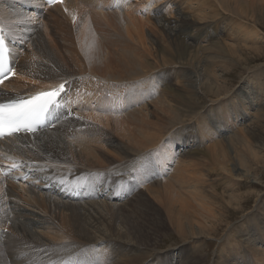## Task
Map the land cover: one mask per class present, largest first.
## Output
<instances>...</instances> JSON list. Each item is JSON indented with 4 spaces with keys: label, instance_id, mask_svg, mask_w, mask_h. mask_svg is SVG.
Segmentation results:
<instances>
[{
    "label": "rangeland",
    "instance_id": "obj_1",
    "mask_svg": "<svg viewBox=\"0 0 264 264\" xmlns=\"http://www.w3.org/2000/svg\"><path fill=\"white\" fill-rule=\"evenodd\" d=\"M7 1L15 4L20 11L25 13L22 15L23 23L22 25H18V27L26 38L20 39L17 36L18 28L14 25L6 26L14 32L18 41L21 42H19V44H21V48L23 49V52L19 53L16 65H18V68H20L23 64L27 65L28 74H38L36 78L26 74V76L23 75L26 80L31 79V81H28V84L50 83L44 82L46 80L43 79V73L49 70L51 71V75L53 74L54 78L71 72H74V74L79 72L84 73L83 75L74 76L77 80L72 83L71 96L77 98L79 103L69 111V124L63 126V128H66L59 132H64L61 136L69 139H77L78 137L82 138L84 136L95 139L96 142L94 147L104 150L107 152L106 154H108V156H112L105 157L107 158L105 160L107 165L105 164L104 166L103 163V168H107L109 171H112L113 169L119 170L121 168H124V170L126 169L125 173L119 175L120 177L116 176L117 173H112V176H115L114 178L111 176V181L114 184L112 189L109 191H104V186L101 185L100 177L104 178L103 174H98V172L94 174L85 172L82 179L93 184L92 191L99 190L101 193L100 195H107L108 193L111 196L113 194V196H111L113 204L118 205L119 203L122 207H111L109 210L107 209V211L104 208L105 210H102L101 214H85L82 215V217L77 215L78 221H82L80 225L83 222L91 226L97 225L96 227L99 231L93 230L96 235H98V232L101 231H123L125 233H134L143 229L142 227H147L155 236L153 243L158 242V244L155 245L154 248L136 246L138 255H149L151 254V251L154 250L156 253L155 257L168 259L169 256L170 259L171 257L175 258L174 264H176V260H178L176 257L178 252V257H183V255L181 256V252L183 250H190L189 254H192V252L193 254L199 252V259L203 261L202 264H264V1L228 0L230 1L229 5L227 2L224 3L222 0H216L218 3L215 0H201L203 4L206 2L215 6L214 4L219 5L220 3V5L224 6L223 9L218 6L223 12V19L222 17H218L217 19H220V22H215L211 20L209 21V19L199 20L197 16H200V13H193V9L197 7L199 1L194 4H184V1L179 2V0H174L172 3L175 5L171 8L172 3L169 2L170 5L166 3L169 0H124V5L126 6L123 9H116L120 8L119 6H116L117 3L114 4L117 0L113 2L112 0H107L104 12H119L123 15L124 13L129 12L131 8L135 11L136 16L142 17L141 20L133 27H130L128 34H126L127 30L125 28V20L112 17L114 19L108 20L111 25L109 26L99 16H97L96 13H94V10L89 7L84 8V14L79 17L76 24L74 26L69 25L72 39L66 29L64 27L61 29L57 27L58 24L56 23V20L51 18L55 17V13L52 8H46L44 6L39 7L37 6L35 0L34 5L29 0ZM4 2L5 0H0V5ZM181 4H183V6ZM228 5L229 7L227 8ZM240 5L245 7L249 6L247 9L249 8L248 10L250 13L255 16L252 14L251 16H238L236 13L239 12L236 9ZM210 6L211 5H204L206 12L211 9L213 10L212 7L210 9ZM164 8L165 10H163ZM173 9H177L179 13H176V10L175 13H172ZM158 11H161L160 17L164 16L169 19H174L176 14H184V16L193 20L194 23L198 22V20L200 21V23L195 24L194 30L197 32L196 34L203 36V39H201V46L203 47V50L199 53V56L201 57H199L200 62L202 61L200 64L202 66L198 69L200 77L196 81L197 83L195 84V87L201 91V89L207 85L206 83L210 84L211 79L207 77V71L209 72L211 69L214 76L218 79L220 78L219 82H222L226 85V87H228L224 96H222V93L220 99L218 98L217 101L211 102L210 98L214 99V97H208L205 94H200L199 98L195 97L193 99L194 102L190 105L191 108L187 104V106L182 104L183 107L180 106V110L176 109L179 112H177L179 116L177 114L176 115L178 116L177 122L180 120L179 124H183H175L176 120H174L175 118L173 117L175 114L171 113V115L170 113L167 114L165 112L162 113V111L160 112L163 108L162 104L166 101L164 99H160L164 97V87H166L167 91H170L167 86H171L172 90L176 87L181 90L180 83H183L182 80H185L184 78L187 77H193L197 74V72L195 73L191 71L192 65H187L188 69L187 67L173 66L171 64L170 66L169 64H166L165 66H162V68L160 67V69L152 72L153 75H151V80L144 78L146 82L142 81L143 79L128 77V74H123L119 77L116 76L117 80L115 81L94 74V76L99 77L103 81L104 85L108 89H111L110 87L115 85L117 90L102 92V94L108 96L105 100L103 98L99 100L91 98L88 101L80 98L82 93H96V96H100L99 92L86 88L84 83H82V81L88 77V75L85 74H91L88 66H90V62H94L93 56L94 54H99L98 51H100L98 65L103 69L101 71L102 74H108L109 70L106 63L110 59L113 60L114 64H118L121 61L122 66L125 67V69H128L127 66L131 62L135 63V61H143L145 58H147L146 60L151 59L152 62H156L154 59L158 58V60L162 62V57L159 56L162 54L157 55L154 53L152 58H148L150 56L148 54L150 51H156V48L154 47L155 44L153 46L155 38L149 31V28L151 27H147V25L144 24V20L146 18L154 19L157 17L156 15ZM46 13L48 14L46 15ZM43 14L46 16H43ZM84 17L89 18L88 28L86 30L83 28L85 25ZM231 18L241 21L246 27L248 26V32L257 31L258 36L251 37L249 34H244L242 37L238 38L236 28L233 23L230 22ZM154 22L158 23V20ZM25 27L30 28L29 30L34 33L31 34L29 30V32L24 31L26 29ZM159 27L161 26L159 25ZM246 27L244 28L245 30ZM137 30L138 33H135ZM153 31L159 35L158 28L155 27ZM31 35L36 38H40L46 48L43 49L31 43L32 41H30L27 37ZM90 35L91 38L95 40V44L91 46L92 49L95 47V53H93L92 50L90 53L84 55L81 53L79 54L81 57L79 60L84 61L85 65L82 63L78 64L73 59L71 60V58H74L73 54L75 56L78 55L76 51L79 52V45L81 46L86 43V40L90 37ZM116 40H121L122 44L120 48H112L110 43ZM220 44L232 50L231 52L233 53V56L232 53H230V55L229 53H225L223 51L222 53H218L217 56H213L212 58L214 60L210 59L211 57L207 54V51L209 50L208 52L212 53L211 51H213L217 46H220ZM216 52L217 51L215 50L214 53L216 54ZM22 56H25V58L23 59ZM166 57L167 59H171L169 56ZM207 57L210 58L207 59ZM216 57H218V60ZM63 58L66 59V61H63ZM208 60H212L213 62L210 61L209 63ZM182 62L183 61L180 63L185 65ZM50 67L53 68L50 69ZM174 70H178V74L184 73L186 77L179 76L180 79L179 77L176 78V75L173 76L176 72ZM109 74L111 76H115L112 73ZM155 77H159L160 80ZM136 81L147 83V89L149 90V93L146 92L149 99L147 100V107L150 106L151 108L152 106L150 110H153L155 116L154 119L152 118L148 122L147 119H145V112L144 116L138 113V111L146 108V106L143 107L146 105V99L144 96L137 104H132V102H135L136 98L127 100L125 105L126 107L123 109L122 107L116 106V103L111 102V100L117 96L118 91L126 90L129 85ZM177 84L180 85L177 86ZM124 87H126V89ZM141 89L146 91V88L143 89L142 86ZM214 89L216 90V88ZM129 92L131 91L121 93L122 95L118 97V100H124V97ZM112 94L115 95L112 96ZM140 94H142V91L139 95ZM167 95L171 96L172 94ZM110 96H112V98ZM187 97H189V95H187ZM216 99L217 98H215V100ZM251 100L254 102L252 104L253 107L249 106L251 104ZM110 103L112 106L109 105ZM261 107L263 108L261 109ZM154 108L158 111H155ZM216 110L217 112H215ZM135 111L136 113H134ZM158 112H160L163 117L165 115L164 119H166L161 120L163 123L160 122V118L156 119V115H159L157 114ZM225 112L230 116H221V118L216 119L217 116L226 114ZM236 112L238 114L240 112L244 115L245 119H241V117L236 119V115H234ZM187 114L192 117L186 116ZM192 114L195 116L193 117ZM95 115H100L105 118H115L113 119L115 121L112 122V126H107V124L103 123L101 120L95 119ZM167 115H169V117ZM170 115L172 116L171 118ZM180 116L183 118L182 120H185L186 122L182 121ZM83 118L84 120H82ZM118 119L120 121H117ZM166 120L169 122L168 124H171V126L168 124L166 125ZM172 122H174V124ZM147 123H150V125ZM148 126L153 127L148 128ZM155 127H159L158 129L161 130V133L158 134V139L156 138L154 141L162 139V137L165 136L159 144L151 148L134 145L135 143L132 141L139 138V140H141L144 133L149 132L148 134L150 137L154 136H151V134L158 133ZM129 132H132L134 137L131 136L132 133ZM239 139L240 143L238 144L237 141ZM18 140H20L19 137H16L13 142ZM223 144L226 146H223ZM180 145L183 148L180 147ZM218 145L224 148V151L228 148L225 152L228 156L227 154L222 155L215 153ZM113 156L117 157L118 160ZM63 160L67 165L89 166L70 158H63ZM119 160L122 161L118 162ZM164 161L166 162L164 163ZM123 162L124 164H122ZM0 163L2 164H0V167H6V170L7 167H13L15 165L5 164L1 161ZM119 166H121V168ZM127 166L130 168V173L127 171L129 169L126 168ZM243 166L244 169L242 168ZM131 168L133 169L131 170ZM16 172L19 173L20 169L18 171H11L10 174L12 175ZM21 172L24 173L23 170ZM136 172L140 173L141 176ZM28 173L29 176L22 182L25 183L31 178L34 179L36 176L33 175L38 174L35 171H29ZM2 176L6 177L7 175ZM144 177L146 178V182L143 183L141 178L144 179ZM197 181H199L200 185ZM195 183L198 184L199 194L204 191L206 192L205 194H207V198L209 200L212 199L210 200L212 203L208 201V205L211 207L209 210L212 213L209 212L210 214L207 218V212L200 207H197V201H193L195 197L193 189L197 187V184ZM115 184L117 187L114 188ZM153 188L156 192L161 193L160 196H158H162V200L157 198L155 191L152 190ZM81 192L82 191H80V193ZM100 199L104 200L107 198L101 197ZM79 200L82 203H80L81 205H85L84 202L88 201L86 197H82V199ZM213 203H215V205ZM219 205L222 207H219ZM49 207L44 206V209L42 211L40 210V212L38 211L36 213H32L26 211V213L27 215L34 214V216L31 215L32 217L37 216L41 218V216H46L48 221L55 226L54 232L62 237L61 239H58L54 234L48 235L49 237L56 239V242H82L77 238L71 237L65 232L60 224L61 219L64 216L61 215V212L56 211L58 209L53 207L51 208V206ZM194 207H196V209ZM207 207L205 209L208 210ZM46 208L47 210H45ZM116 208L119 209V211H116ZM218 209H221V211ZM180 211L181 213H179ZM37 213L40 214L38 215ZM182 214L185 216H182ZM59 217L61 218L58 219ZM177 217L183 219V221H181L182 224L174 222ZM208 217H210L209 220ZM192 225L195 227V230H192L190 227ZM183 227L184 230H186L184 236L178 231L179 228ZM30 228L36 232L37 230L43 232V229L41 230L39 226H32ZM5 229L1 230L0 228L2 235L4 234L2 237H6L5 240H9L12 236L13 239L11 240L14 241L15 237L12 233H10V230H8L9 228ZM207 232L209 234H207ZM197 235L198 237H196ZM184 239L188 240V242L184 241ZM44 241L49 243L51 240L45 239ZM233 245L236 246L233 247ZM10 246L13 245L9 244V248ZM13 251L14 250L12 249L11 252ZM24 251L27 250L24 249ZM126 261H130L127 255H124L122 258L120 256V260L115 262V264L124 263Z\"/></svg>",
    "mask_w": 264,
    "mask_h": 264
},
{
    "label": "bare ground",
    "instance_id": "obj_2",
    "mask_svg": "<svg viewBox=\"0 0 264 264\" xmlns=\"http://www.w3.org/2000/svg\"><path fill=\"white\" fill-rule=\"evenodd\" d=\"M29 1H31L34 5V0H29ZM35 1H36L37 6L46 7L44 4H42L41 0H35ZM106 1L107 0H63V2L60 4L54 5L52 7H46V8H52L53 12L55 13V15H54L55 17H51V18L56 20V23L58 24L57 27H59L60 29L64 27L66 29V31L69 34V36L71 37V39H72V34H71V30L69 28V25L74 26L76 24L79 17L84 14V8L89 7L92 10H94L95 11L94 13H96L97 16H99L109 26H111V25L109 24L108 20L114 19L112 17H116V19L125 20L126 21L125 22L126 23L125 28L127 30L126 34H128V30L130 27H133L136 23H138L141 20L142 17L136 16L135 11L131 8H130L129 12L124 13L123 15L120 14L119 12H117V13L104 12L105 11L104 9L106 7ZM113 1H116V0H112V2ZM180 1H184L185 2L184 4H186V3L194 4L195 2L199 1L197 7L195 9H193V13H198V14L200 13V16H197V18L199 20H205V19L208 20L209 19V21L211 20V21L217 22L220 20V19H217L218 17H222V19H223V12L220 10V7H221V9H223L224 6L220 5V3H219V5L214 4L215 6H212V4L206 3V2H204V4H203L201 0H179V2ZM222 1L224 3L227 2L230 5V1H228V0H222ZM169 2L172 3V2H174V0H169L166 3L168 5H170ZM216 2L218 3V1H216ZM115 3H117L116 4L117 7L118 6L120 7V8H116V9H121V8L123 9L126 6V5H124L125 4L124 0H117L116 2H114V4ZM81 4H84V5H81ZM173 5H175V4L172 3L171 8H173ZM181 5L183 6V4H181ZM204 5H211L210 9L212 7L213 10L211 9L210 11L206 12L204 9ZM229 5L227 6V8L229 7ZM218 6H220V7H218ZM164 7H165V5H164ZM230 7H232V6H230ZM247 7H249V6L245 7V6L240 5L236 9L239 13H236V14L238 16L240 15L241 17H242V15L243 16H247V15L251 16L252 13H250V11L248 10L249 8L247 9ZM163 10H165V8ZM175 10H176V13H179V11L177 9H175ZM175 10L173 9L172 13H175ZM232 12L234 13L233 10H232ZM251 12H252V10H251ZM255 12H256V10H255ZM24 14L25 13H23V11H20L19 8H17V6L15 4H13L12 2H8L7 0H5V2L0 5V24L2 25L4 31L6 32V35L9 39L10 46L12 47L13 57L11 59V62H13V65L15 64V66H14L15 75L11 79L5 81L0 86V103H6V102L14 101V100H20L22 98H26V97L38 94L40 91H50V90H53L54 88L58 87L60 84H63L65 82H67L66 85L68 86L69 89L67 90L66 94L63 97L64 108H61L58 112H55L53 115L54 124L52 127H49L46 130H43L42 133H38L37 135L24 134V135L13 136V137H10L7 139L0 140V161L5 163V164L6 163L7 164H15L20 169L19 173H15V174L3 177L1 173L6 170V167H0V172H1L0 173V228H1V230H4L5 228H7V229L9 228L8 230H10V233H12V235L15 237L14 241L11 240V239H13L12 236H11L12 238L10 237L9 240H5L6 237L5 238L2 237L4 234L2 235L1 230H0V237L3 238V239L0 238V264H115V262L120 260V256L122 258L124 255H127L130 261H126V262L120 263V264H174L175 258L171 257V259H170L169 256H168V259H162L160 257H155L156 253L154 250L151 251V254H149V255H144V254L138 255V252L136 250V246L145 247V248H154L155 245L158 244V242L153 243L155 236L153 235V233H151V231L147 227H146L147 229L145 227H142L143 229H141V230L139 229L140 231H137L134 233H132V232L131 233H125L123 231L104 232V231L100 230L101 232H98V235H96V233L93 232V230L99 231L98 228L96 227L97 226L96 224H95L96 226H91V225H88V224L83 222L80 225V223L82 221L81 222L78 221L77 215L82 217V215H85V214H89V215L96 214V213L101 214L102 210L104 211L106 209V211H107V209L109 210L111 207H115V206H118L119 208L122 207V205L119 203H118V205L113 204V201L111 198V196H113V194L111 196L108 193H107V195H105V194L100 195L101 193L99 190L92 191L93 190L92 189L93 184L88 183L82 179V177L85 175V172H90L91 174L98 172V174L99 173L103 174L105 179L100 177L101 185L104 186V189H103L104 191H109L112 189L113 184H114L111 181V178L115 177L114 175L112 176V173H114V174L117 173L116 176H119V175H122L123 173H125L126 169L124 170V168H121V166H119L121 169H119V170L113 169L112 171H109L107 168H103V163L105 166V164H106L105 160L107 159L105 157H107L108 154H106L107 152H105L104 150H100V149L94 147V144L96 142L95 139H93L91 137H86V136H84L82 138L78 137L77 139H69V138L61 136L64 132L59 133L62 129L66 128V127L63 128V126L69 124V116L70 115H67L66 113H70L69 111L75 105H77L79 103V100L77 98H74L73 96H71L72 83L77 80L76 78H74V76L75 75H83L84 73L79 72L80 74L79 73L74 74V72H71V73L63 74L60 77L54 78L53 74L51 75V71L49 70V71H45L43 73V79L46 80L44 82H50V83H37V82H35L37 84H31V83L28 84V81H31V79L26 80V78L23 77V75L26 74L28 76L36 78L38 76V74L37 75L28 74L27 73L28 72L27 71L28 66L24 65V64L21 65L20 68H18V65H16V60H18L19 53H22L23 49L21 48L22 47L21 44H19L20 41H18L17 37L14 35V32L6 26V25H9V26L14 25L15 27L18 28V32H17L18 35L17 36L20 39L26 38L25 35L23 33H21V31L18 27V25H22V23H23L22 15H24ZM47 14L48 13H46V15ZM46 15L43 14V16H46ZM160 15H161V11H158L157 15H156L157 17H155L154 19L146 18L144 20V24L147 25V27H151V28H149L150 29L149 31H150L151 35L155 38L153 46L155 44L154 47L156 48L155 49L156 51L155 52L150 51L148 53L150 55L148 58H152L154 53L157 55L162 54V55H159L160 57H162V62L159 61L158 58L154 59L156 62H152L151 59L146 60L147 58H145V60H143V61H135L136 64L131 62L127 66V68L129 69L128 70L122 66L121 61L118 64H114L113 60L110 59L106 63V66L108 67V70H109L108 74H102L101 71L103 69L98 65V60L100 58V56H99L100 51H98L99 54H94V56H93L94 62L93 63L90 62V64H89L90 66H88L89 72L92 75L91 74H85V75H88V77H87V79H84L82 81V83H84L86 88L92 89L95 92H99L100 96L99 95L96 96V93H91V94L82 93L80 95V98L86 99L88 101L91 98H96L97 100L103 98L105 100L108 96L102 94V92H109V90H112V91L117 90L115 88V85L110 87L111 89H108L104 85L103 81L99 77L94 76V74H97L99 76H102L104 78H107L109 80H114V81L117 80V77H119L120 75L128 74V77H133L134 79H143L142 81H145L144 78L151 80V75H153L152 72L156 71L157 69H160V67L162 68V66H165L166 64H169V65L171 64L173 66H180V67H187V65H192L191 71L195 72V73L197 72V74L193 76L195 78H193V77L188 78L187 77V78H184L185 80H182L183 83H180L181 84V90L177 89L178 87L173 88V90H172L171 86L170 87L167 86V88H169L170 91H167L166 87H164V93L162 92L164 94V97L160 98V96H159L160 99H164L166 101L164 102V104H162L163 108L162 107H155V108H162V110H160V112L162 111V113L165 112L167 114L168 113L175 114V116L173 115V117L175 118L174 120H176L175 124L180 123V120H179V122H177V120H178L177 118L179 116L177 114V112H178V110H180L179 109L180 106L183 107V105L185 104V106L188 105L191 108L190 105H192V103L194 102L193 99L195 97L199 98L200 94L201 95L205 94L208 97L209 96L214 97V99L210 98L211 102L217 101L218 98L220 99L222 93H223L222 96H224V93L227 92L228 87H226V85H224L222 82H219L220 78L218 79L216 76H214L211 69L209 70V72L207 71V73H208L207 77L211 79L210 84L206 83L207 85H205V87L202 88L201 91H199V89H197L195 87V84L197 83L196 81L200 77V74H198V69H199V67L202 66L200 64L202 61L200 62L201 57L199 56V53L202 52V50H203V47L201 46V44H202L201 39H203V36L200 34H196L197 32L194 30L195 24L200 23V21L198 20V22L194 23L193 20H191L187 16H184V14L183 15L182 14H179V15L176 14V17L174 19H171V18L169 19V18L164 17V16L160 17ZM253 16H255V15H253ZM88 19H89L88 17H84L85 25L83 28L85 30L88 28ZM156 20H158V23L154 22ZM251 20H252V18H251ZM230 22L233 23V25L235 26L236 33L238 34V38L242 37L244 34H249V36H251V37L252 36L253 37L258 36L257 31L248 32L247 31L248 26L246 27L245 24H243L241 21H238L235 18H231ZM159 25L161 27H159ZM49 26H50V24H49ZM244 26L246 27V30L244 29L245 28ZM155 27L158 28L159 35H157L153 31V29H155ZM25 28H24L25 29L24 31H28L30 29L27 27H25ZM114 31H116V30H114ZM30 33L32 34L34 32L30 31ZM135 33H138V30L135 31ZM214 35H216V34H214ZM27 37L29 38L30 41H32L31 43H33L34 45L39 46L43 49L46 48L45 44L41 41L40 38H36L32 35L27 36ZM66 42H67V40H66ZM94 44H95V40L93 38H91V35H90V37L87 38L86 43H84L81 46L79 45L80 50H79V52L76 51V53L78 55L75 56L73 54L74 58H71V60L73 59L78 64L82 63L85 65L84 61L79 60L81 58L79 56V54L81 53L82 55H84V54L90 53L92 50H93V53H95V47L93 49L91 47ZM110 44H111L112 48H115V47L120 48L122 42H121V40H116ZM118 44H120V45H118ZM222 46L223 45H221V44H220V46H217L213 51H211L212 53L208 52L209 51L208 50L207 54H209V56L211 57V58L210 57L209 58L213 59L212 58L213 56H215V55L217 56L218 53H222L223 51L225 53H229V54L232 53L231 52L232 50H230L227 47H224V46L222 47ZM215 50L217 51L216 54L214 53ZM233 52H234V50H233ZM224 55H226V54H224ZM166 56L171 57V59H167ZM232 56H233V53H232ZM239 56H240V54H239ZM22 57H23V59L25 58V56H22ZM209 58L207 57V59H209ZM216 58L218 60V57H216ZM63 61H66V59L63 58ZM181 61H183L182 63L185 65H182L180 63ZM210 61H212V60H210ZM210 61L208 60L209 63H210ZM212 62H211V64H212ZM35 63H36V61H35ZM41 65H44V64H41ZM211 67H212V65H211ZM52 68L53 67H50V69H52ZM209 68H210V66H209ZM174 71H176V70H174ZM177 72H178V70L173 74V76L176 75L175 76L176 78L179 76L180 77L185 76L184 73L178 74ZM109 73H112L115 76H111ZM106 76H108V77H106ZM76 77H78V76H76ZM180 77H179V79H180ZM155 78L159 79V77H155ZM161 84H162V82H161ZM180 84H177V86ZM141 86L143 87V89L146 88V91L142 90ZM124 88L126 89V87H124ZM214 88H216V90ZM125 91H127V92L131 91L132 93L129 92L124 97V100H118V97L120 95H122L121 93H124ZM141 91H142V94L139 95V93ZM146 92L149 93V90L147 89V83H143L141 81L140 82L136 81V82H133L131 85H129V87L126 90L118 91L117 96L114 99H112L111 102L116 103V106L122 107V109H123L124 107H126L125 105H126L127 100H129L131 98H136L135 102H132V104L133 103L137 104L140 102L139 100L143 99V96H144L146 99V101H145L146 105H144L143 107L146 106V108L138 111V113L140 115L144 116V112H145L146 113L145 119H147V122H148L152 118L154 119L155 116H154L153 110L152 111L150 110L152 108V106H151V108H150V106L147 107L148 106L147 100H149V99L147 97L148 94L146 95ZM167 94H172V95L170 96ZM114 95L115 94H112V96H114ZM187 95H189V97H187ZM225 95H227V94H225ZM112 96H110V97L112 98ZM215 98H217V99L215 100ZM164 100H162V101H164ZM166 102H167V104H166ZM250 102H251V104L249 106L253 107L252 106V104L254 103L253 100H251ZM109 105L112 106L111 103ZM101 107H102V105H101ZM103 108H105V107H103ZM262 108L263 107H261V109ZM174 109H175V111H174ZM176 109H178V110H176ZM261 109H259V110H261ZM156 110L157 109H155V111ZM160 112L157 113L159 115L158 116L156 115V119L160 118V122H161V120L164 119L165 115L163 114L164 115V117H163ZM215 112H217V110ZM134 113H136V111ZM155 114H156V112H155ZM194 114H192L193 117L195 116ZM171 115H170V118L172 117ZM183 115H181V116H183ZM234 115H236V117H235L236 119H239L240 117H241V119L242 118L245 119L244 115H242L240 112H239V114L236 112V113H234ZM167 116L169 117V115H167ZM181 116H180V118H181ZM186 116H190V115L187 114ZM221 116L227 117L230 115H228L226 113L224 115L217 116L216 119L221 118ZM74 117H76V116H74ZM111 117H114V116H111ZM131 117H129V118H131ZM168 117H167V119H168ZM190 117H192V116H190ZM94 118L97 120H101L103 123H106L107 126L108 125L112 126V122L115 121V120H113L115 118H108V117L105 118V117H101L100 115L99 116L95 115ZM182 119L183 118H181V120ZM82 120H84V118ZM189 120H190V118H189ZM117 121H120V120L118 119ZM182 121H185V120H182ZM63 123H65V124H63ZM161 123H163V122H161ZM168 123L169 122L167 121L166 125ZM172 123L174 124V122H172ZM182 124L183 123H181L179 125H182ZM148 125H150V123ZM168 125L171 126V124H168ZM200 125H201V123H200ZM149 127H153V126H148V128ZM162 127H163V125H162ZM167 127H169V126H167ZM158 128H156L158 133L151 134V132H150L151 136L154 135L153 137H150V135L148 134L149 132H147V133H144V136L141 138V140H139L140 138L134 139L133 133L129 132V133H132L131 136H133L132 138L134 139V141H132V142L135 143L134 145L140 146V147H148V148L155 147L165 137L164 136V137H162V139L154 141L157 138L158 134L161 133V130ZM129 133H128V135H129ZM147 136H149V137H147ZM16 137H19L20 140L13 142V140ZM237 143L238 144L240 143V139L237 141ZM223 146H226V145L223 144ZM180 147H182V146L180 145ZM227 149H225V150L227 151ZM226 151H224V148H222L220 145H218L215 153L226 155L227 154V153H225ZM219 154H218V157H219ZM227 156H228V154H227ZM110 157H112V156H110ZM63 158H70L74 161L84 163V164L89 165V166L67 165L64 163ZM114 158H117V157H114ZM109 159H111V158H109ZM33 160L36 162H34ZM117 160H118V158H117ZM228 160H229V158H228ZM121 161L122 160H119L118 162H121ZM165 162L166 161H164V163ZM118 164H120V163H118ZM122 164H124V162ZM125 165H127V164H125ZM117 167H118V165H117ZM126 168H129V167L127 166ZM242 168L244 169V166ZM132 169L133 168H131V170ZM22 170L24 171V173L28 172V171H35L38 174L33 175V176H36V178H34V179L31 178L27 182L24 183L21 180L22 176L24 174L21 172ZM122 170H124V171H122ZM129 170H130V168L127 171H129ZM129 173H130V171H129ZM136 173L140 175V173H138V172H136ZM18 178H19V180H18ZM141 181L143 183L146 182V178L145 177H144V179L141 178ZM229 182H231V181H229ZM197 183L199 184V181H197ZM197 183H195V184H197ZM198 184H197V187H195L193 189V192H195V197H194L193 201H197V207H200L201 209H203L207 212V215H206V218H207V216L210 213H212L209 210V208H211V207L208 205V203L211 202L210 200H212V199L209 200L206 196L207 194H205L206 192H204V191L202 192L203 194L202 193L199 194ZM115 187H117L116 184L114 185V188ZM131 189H132V187H131ZM152 190L155 191L154 188ZM80 191H82V192L80 193ZM76 192H79V194H80L79 197L75 196ZM155 194H156L158 199L162 200V198H161L162 196L159 197L161 194L160 192L158 193L155 191ZM152 195H153V193H152ZM82 197H86V199H88L87 202H84L85 205H81L82 203L79 200V199H82ZM101 197L107 198V199L102 200V199H100ZM213 204L215 205V203H213ZM44 206L45 207L51 206V208L53 207V208L58 209L56 211L61 212V215L64 216V217H62L60 224L63 227V229L65 230V232L68 233L71 237L77 238L78 240H80L82 242H65V243H60L58 241L56 242V239L49 237L48 235L54 234L55 237H57L58 239H61L62 237L54 232L55 226H53L52 223L50 221H48L46 216H41V218H39L37 216L32 217V216H34V214L33 215L31 214L32 215L31 216L30 214L27 215V213H26V211L32 212V213H36L38 211L40 212V210L42 211L44 209ZM206 207L208 208V210L205 209ZM219 207H222V206L219 205ZM117 208L115 210L119 211V209H117ZM194 208L196 209V207H194ZM45 210H47V208ZM218 210L221 211V209H218ZM179 213H181V211ZM37 214L39 215L40 213H37ZM184 214H182V216ZM175 215H173V216H175ZM221 216H222V214H221ZM180 217H177L174 222L181 223V221H183V219ZM60 218L61 217H59L58 219H60ZM211 218H212V216H211ZM213 218H215V217H213ZM151 219H153V218H151ZM209 219H210V217H208V220ZM100 221H103V220H100ZM210 225H211V221H210ZM32 226H39V228H41V230L43 229V232H40L37 230V232H38L37 233L36 231L31 230L32 228H30V227H32ZM200 226H201V224H200ZM190 227L192 228V230H195V227L193 225ZM178 231L183 236L186 233V230H184V227L179 228ZM197 231H198V229H197ZM191 233H192V231H191ZM193 234H196V233H193ZM207 234H209V233L207 232ZM214 234H216V233H214ZM199 235H200V233H199ZM196 237H198V235ZM45 239H48V240L50 239L51 241L49 243H47L44 241ZM185 239H186V237H185ZM185 239H184V241L188 242V240H185ZM194 239H196V238H194ZM52 240H54V241H52ZM113 240H116V241H113ZM9 244L13 245V246H10V248H9ZM234 246H236V245H233V247ZM10 249H11V251H12V249L14 251L11 252ZM24 249L27 251H24ZM195 249H197V248H195ZM193 250H194V248H193ZM189 251L190 250H183L181 252V256L183 255V257H178L179 256V252H178L176 254V257L178 258V260H176V264H202L203 263V261H201L199 259L200 258L199 252H196L194 254L192 252V254H189ZM243 259H245V258H243Z\"/></svg>",
    "mask_w": 264,
    "mask_h": 264
},
{
    "label": "snow or ice",
    "instance_id": "obj_3",
    "mask_svg": "<svg viewBox=\"0 0 264 264\" xmlns=\"http://www.w3.org/2000/svg\"><path fill=\"white\" fill-rule=\"evenodd\" d=\"M58 0H42V4L54 5ZM63 2V0H59ZM3 40L0 39V46ZM15 75L13 67L4 69L0 66V84H3L9 75ZM66 83L60 84L52 91H40L9 103H0V138L12 137L14 134H29L43 126L44 116L49 112L50 106H57V98L66 93ZM70 115V113H66Z\"/></svg>",
    "mask_w": 264,
    "mask_h": 264
}]
</instances>
